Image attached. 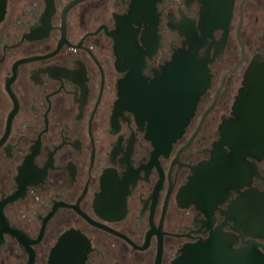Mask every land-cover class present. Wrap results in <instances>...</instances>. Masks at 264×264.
Wrapping results in <instances>:
<instances>
[{"label":"flooded vegetation","instance_id":"af4514ba","mask_svg":"<svg viewBox=\"0 0 264 264\" xmlns=\"http://www.w3.org/2000/svg\"><path fill=\"white\" fill-rule=\"evenodd\" d=\"M132 2L5 0L0 264H45L68 231L88 242L83 264H171L213 236L264 259V147L240 152L223 132L264 57V24L251 18L264 0H233L225 32L199 23L198 0H156L123 25L134 42L117 59L108 33ZM174 55L206 83L166 144L145 108Z\"/></svg>","mask_w":264,"mask_h":264},{"label":"water","instance_id":"95a60500","mask_svg":"<svg viewBox=\"0 0 264 264\" xmlns=\"http://www.w3.org/2000/svg\"><path fill=\"white\" fill-rule=\"evenodd\" d=\"M155 1L133 0L128 14L120 17L118 23L116 21V30L108 33L114 41L117 59L120 58L121 47L134 42L128 35L121 38V35L128 33L123 25L129 26L138 16L151 15ZM198 1L201 4L199 23L207 28H222L225 32L232 14L233 0ZM4 6L5 0H0V20ZM119 27L120 30H117ZM181 56H173L171 66L162 73L163 80L158 88H153L145 108L152 123L151 134L161 143L169 144L182 133L196 101L205 89L206 81L201 77L200 69ZM233 114V122L223 128L225 138L231 140L240 152L261 150L264 147V57L262 60L253 59L248 65ZM88 248L82 234L65 232L51 248L45 264H83ZM171 264H264V259L248 248L232 249L213 236L205 241L184 245Z\"/></svg>","mask_w":264,"mask_h":264},{"label":"rangeland","instance_id":"374dc122","mask_svg":"<svg viewBox=\"0 0 264 264\" xmlns=\"http://www.w3.org/2000/svg\"><path fill=\"white\" fill-rule=\"evenodd\" d=\"M253 16H256L258 18V22H257L258 24H264V9L263 10L259 9V10L253 11L251 18ZM250 25L254 26L253 23H250Z\"/></svg>","mask_w":264,"mask_h":264}]
</instances>
